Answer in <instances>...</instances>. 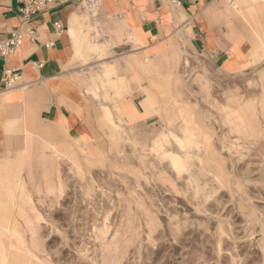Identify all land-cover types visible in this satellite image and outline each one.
<instances>
[{
	"label": "rangeland",
	"instance_id": "rangeland-1",
	"mask_svg": "<svg viewBox=\"0 0 264 264\" xmlns=\"http://www.w3.org/2000/svg\"><path fill=\"white\" fill-rule=\"evenodd\" d=\"M80 7L98 42L99 9ZM240 19L237 71L188 34L149 56L133 44L85 67L79 133L30 113L8 128L0 264H264V0Z\"/></svg>",
	"mask_w": 264,
	"mask_h": 264
},
{
	"label": "crops",
	"instance_id": "crops-1",
	"mask_svg": "<svg viewBox=\"0 0 264 264\" xmlns=\"http://www.w3.org/2000/svg\"><path fill=\"white\" fill-rule=\"evenodd\" d=\"M224 1L222 7V0H181L174 7L168 0H103L97 14L102 38L97 42L90 38L91 23L84 20L78 0H53L33 19L36 40L25 36L13 54L0 59V149L9 137L8 128L26 113L79 133L74 111L78 105L71 99L78 97L85 67L97 60H116L118 52H132L133 44L137 52L149 56L170 46L180 34H188L191 48L225 71L247 66L251 57L243 46L240 17L243 10H254L259 0H234L233 6ZM18 6V0H0V37L18 26ZM95 42L108 47L109 55L88 54L87 44ZM84 56L94 61L85 63ZM10 71L20 73L15 85L7 82ZM117 109L138 116L127 102L118 103ZM188 126L181 117L179 127Z\"/></svg>",
	"mask_w": 264,
	"mask_h": 264
},
{
	"label": "built area",
	"instance_id": "built-area-1",
	"mask_svg": "<svg viewBox=\"0 0 264 264\" xmlns=\"http://www.w3.org/2000/svg\"><path fill=\"white\" fill-rule=\"evenodd\" d=\"M53 0H18L20 22L15 29L5 37H0V59L13 54L22 44L27 36L31 41L36 40V27L32 24L33 19L40 13L45 12L50 7ZM80 5L89 13L99 8L103 0H78ZM158 1V0H156ZM174 5H181V0H168ZM20 73L10 71L7 76V82L10 85L18 83Z\"/></svg>",
	"mask_w": 264,
	"mask_h": 264
},
{
	"label": "bare ground",
	"instance_id": "bare-ground-1",
	"mask_svg": "<svg viewBox=\"0 0 264 264\" xmlns=\"http://www.w3.org/2000/svg\"><path fill=\"white\" fill-rule=\"evenodd\" d=\"M227 2L230 4V6H233L234 5V0H227ZM174 7H179V6H174Z\"/></svg>",
	"mask_w": 264,
	"mask_h": 264
}]
</instances>
